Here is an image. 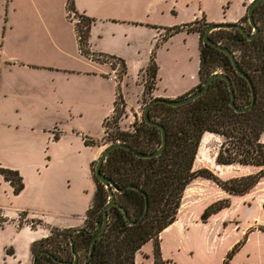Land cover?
Wrapping results in <instances>:
<instances>
[{"label":"trees","instance_id":"trees-1","mask_svg":"<svg viewBox=\"0 0 264 264\" xmlns=\"http://www.w3.org/2000/svg\"><path fill=\"white\" fill-rule=\"evenodd\" d=\"M66 8L67 12H74L72 0H66ZM78 17L75 33L79 50L86 56L89 54L87 39L92 20L83 15ZM246 20L245 13L240 22L246 24L244 26L250 33L252 27ZM253 21L259 29L253 39H247L235 28L218 29L209 34L213 42L233 52L240 69L248 75L251 84L236 72L225 52L211 44L203 43V32L208 26L203 17L200 21L188 25L164 28V34L155 42L140 80L143 86L141 100L148 97L143 102L145 106L151 100L161 98L153 96L158 71L155 61L156 48L181 30L197 32L199 83L185 95L201 88L202 83L211 74L221 72L231 81L237 107L250 104L253 90L254 103L251 109L236 112L230 106L231 93L226 79L222 77L215 78L202 95L183 105L170 106L156 101L149 109V117L165 128L166 145L158 156L139 158L131 150L153 152L161 144V132L157 126L144 122L142 116L140 121L131 124L129 130L120 129L118 120L124 112L125 104L119 91L117 92L113 114L103 123V138L106 137L112 144L123 143L130 149L119 147L112 150L103 161L100 171L119 187L133 185L137 188L129 187L123 192H115L117 205L108 208L107 226L95 240L87 264H134L136 254L148 241L153 243L152 264H170L169 260L161 256L158 236L176 220L183 191L193 180H209L225 194L238 197L246 195L264 180V143L261 142V136L264 134V1L255 7ZM199 23H202V28L196 26ZM118 105L121 106L120 110ZM110 118L113 119L114 131L107 132L106 123ZM205 133L214 134L222 140L215 155V165L252 166L257 171L221 180L206 168L194 170V159L201 137ZM85 142L91 143L88 140ZM95 165L96 161L90 164L95 190L91 204L85 212L83 226L77 229L50 228L47 236L32 242V264H71L74 252L77 254L75 264L85 263L91 240L103 222L102 210L109 197L104 185L94 175ZM0 175L11 185L14 194L23 189L22 178L16 170L0 167ZM146 202L147 212L136 223L144 211ZM229 204L227 198L216 200L204 209L200 220L206 222L229 207ZM22 214L26 213L18 214V226L23 224L20 219ZM1 215L0 209V217ZM7 221L6 218H0V226ZM24 223L35 226L32 220H26ZM222 264H228V258Z\"/></svg>","mask_w":264,"mask_h":264},{"label":"crops","instance_id":"crops-1","mask_svg":"<svg viewBox=\"0 0 264 264\" xmlns=\"http://www.w3.org/2000/svg\"><path fill=\"white\" fill-rule=\"evenodd\" d=\"M60 1L0 0V167L16 170L23 181V189L14 194L11 185L0 175V209L8 220L4 224L18 226V214L22 212L26 213L29 221H40L34 227L26 223L18 226L41 228V232L26 237L28 246L47 236L52 227L77 229L83 226L85 212L95 190L90 164L104 149L101 143L103 123L113 114L118 92L117 70L113 65L81 54L75 27L73 33V25H70L73 20L67 17L66 0H62V4ZM72 5L76 14L93 20L106 17L117 22L124 16L122 18L145 22L150 18L148 9L144 15L136 17L132 11L135 4L131 0H72ZM61 6H64V23L72 31L70 48L57 39L59 37L53 29L55 8ZM246 9L244 7L242 14L223 22H239ZM164 28H153L151 51L164 34ZM94 33L89 29V39ZM186 33L198 35L197 32ZM87 49L89 53L95 52L92 44L87 43ZM104 65L110 70H102ZM147 65L137 74L141 93L134 113L141 106V73ZM84 79L89 80L88 88L82 85ZM158 81L157 71L153 96L168 99L184 96L199 83L198 79L194 85L169 94H158ZM102 92L104 98H101ZM124 104L126 110L127 102ZM99 126L102 134L100 128L96 132ZM86 140L91 143H86ZM261 142L264 143V134ZM199 150L200 146L197 156L200 155ZM215 155L216 152L206 169L219 174L220 168L214 163ZM193 164L195 166V161ZM249 173V170L241 171V175ZM203 186V182L197 180L183 191L177 220L172 225L183 218L193 217L189 208L205 194ZM244 199L256 202L257 211H264V180L244 195ZM6 252L10 254L11 250ZM11 254L7 263L19 264L15 252Z\"/></svg>","mask_w":264,"mask_h":264},{"label":"rangeland","instance_id":"rangeland-1","mask_svg":"<svg viewBox=\"0 0 264 264\" xmlns=\"http://www.w3.org/2000/svg\"><path fill=\"white\" fill-rule=\"evenodd\" d=\"M131 1L135 4L132 11L136 17L138 15L141 17L146 9L149 10L148 21H133L130 18H122L124 16H121L123 21L117 22L106 17L91 19L89 29L95 33L91 39L89 37V40L87 39V43L93 45L95 52H92L93 54L90 52L86 57L108 65L114 62L113 68L118 72L117 91L127 102V111L124 107V112L118 120L122 130H129L134 121H140L145 106L143 102L148 99V97L142 99L138 112L134 113L133 110L137 109L141 93L137 74L149 62L152 35L155 33L153 28L188 25L200 21L202 16L210 23H221L225 19H233L242 14L244 7L247 8L251 0ZM61 2L62 0L60 4ZM63 9L64 6L55 8L56 20L53 29L59 37L57 39L65 42L70 48L72 31L70 32L71 28L64 23ZM125 12L129 13V10ZM78 15L75 11L67 12V17L73 20L70 24L73 25V33L76 25L74 19L79 20ZM196 26L202 28V23ZM155 61L159 67L158 94H169L177 89L194 85L198 81V35L186 31L175 33L166 43L156 48ZM102 70L109 71L110 67L104 65ZM88 82L89 80L84 79L82 84L85 85L84 88H88ZM103 96L102 92L101 98H104ZM118 108L120 110L121 106L118 105ZM106 126L107 132L114 131L112 118L107 121ZM99 128L102 134L101 126L96 128V132L98 133ZM221 142V138L214 134H203L199 144L200 155L196 154L194 159L196 168L193 164V169L208 168L212 161L211 157L217 152ZM101 143L104 148L112 145L106 137ZM219 168V174H214L221 180L244 176L241 175V171L244 170H249V174L257 171L252 166L231 165L219 166ZM197 180L203 182L205 194L197 204L190 206L192 218H183L176 225H172L177 220L176 215V220L159 234L158 243L162 258L169 260L170 264H222L226 258L228 264H264V211H257L256 202L246 200L244 196H229L215 183L201 178L193 181ZM187 192L189 193L190 189ZM225 198L229 200V207L210 217L206 222L200 220V215L208 205ZM206 204L208 205L204 208ZM0 218L5 217L1 215ZM20 219L23 223L28 220L25 214H22ZM32 221L35 226L39 225V220ZM24 228L11 223L0 226V264H9L7 260L13 252L19 264L31 263L30 246L26 244V237L41 232V228ZM152 248V241L146 242L135 256L134 264H152ZM7 249L11 250L10 254L6 252Z\"/></svg>","mask_w":264,"mask_h":264},{"label":"water","instance_id":"water-1","mask_svg":"<svg viewBox=\"0 0 264 264\" xmlns=\"http://www.w3.org/2000/svg\"><path fill=\"white\" fill-rule=\"evenodd\" d=\"M264 0H252V2L248 5L247 10H246V16L248 19V22L250 24V26L252 27L253 32H248L245 28L244 25H242L240 22H233V23H226V22H221V23H209L208 26L206 27L203 36H202V41L203 43H208L211 44L212 46L220 49L221 51L225 52L231 59L232 65L235 68L236 72L245 77L247 79V81L249 82V84H251L250 78L248 77V75L246 73H244L236 59L235 56L233 54V52H231L228 48L221 46L220 44L213 42L210 38H209V34L214 31V30H218V29H231V28H235L238 29L247 39H253L259 29L257 27V25L254 23L253 21V12L255 7ZM217 77H222L224 79H226L228 86H229V90L231 93V98H230V106L236 111V112H243L246 110H249L252 108L253 103H254V94H253V90H252V100L250 102L249 105L247 106H243V107H237L235 105L234 102V91L231 85V81L228 78V76H226L225 74L221 73V72H215L213 74H211L203 83L201 88L191 92L190 94H187L185 96L179 97V98H175V99H168V98H156L151 100L144 108L142 111V118L144 120V122H146L147 124L153 125V126H157L160 129L161 132V144L160 146L154 150L153 152H141V151H136V150H131L132 153L139 157V158H151V157H155L161 154V152L164 150L165 145H166V131L165 128L161 125H159L157 122L153 121L150 119L149 117V109L150 107L156 102V101H162L170 106H178V105H183L187 102H190L192 100H194L195 98L199 97L200 95H202L209 87V85L211 84V82L217 78ZM252 88V87H251ZM119 147H124V148H128L130 149V147L126 146L123 143H115L112 144L110 146H107L106 148L103 149V151L101 152V154L99 155L98 159L96 160V165L94 167V175L96 176V178L104 185V187L106 188L107 192H108V201L105 204V206L103 207L102 213L104 216L103 222L100 226L99 231L97 232V234L93 237V239L91 240V244H90V249H89V255L85 260L84 264H87V261L89 259V257L91 256L93 247H94V243L95 240L100 237V235L104 232L106 226H107V210L108 208H110L113 205H117V203L115 202V192H123L126 188L129 187H134L137 188L133 185H127L124 187H119L117 186L111 179L107 178L105 175H103L100 171L101 169V165L103 163V161L105 160V158L107 157V155L114 149L119 148ZM122 212L125 213V210L123 208H121ZM147 212V202L145 204V208L144 211L142 213V215L140 216V218L136 221V223H138L146 214ZM125 217L127 218V216L125 215ZM132 223V222H131ZM71 249H73L72 243H71ZM74 260L73 262H70L71 264H75L77 261V254L74 252Z\"/></svg>","mask_w":264,"mask_h":264},{"label":"flooded vegetation","instance_id":"flooded-vegetation-1","mask_svg":"<svg viewBox=\"0 0 264 264\" xmlns=\"http://www.w3.org/2000/svg\"><path fill=\"white\" fill-rule=\"evenodd\" d=\"M251 2H252V1H250V3H251ZM250 3H249V4H250ZM239 21H241V19H240ZM246 22H247L248 25H250L249 22H248V19L246 20ZM205 23H207V22H205ZM254 23H255V22H254ZM207 24H209V23H207ZM242 25H243V24H242ZM205 29H206V28H205ZM205 29H204V31H205ZM252 32H253V30H252ZM203 33H204V32H203ZM112 64L114 65V62H113ZM112 64H111V65H112ZM117 74H118V73H117Z\"/></svg>","mask_w":264,"mask_h":264},{"label":"built area","instance_id":"built-area-1","mask_svg":"<svg viewBox=\"0 0 264 264\" xmlns=\"http://www.w3.org/2000/svg\"><path fill=\"white\" fill-rule=\"evenodd\" d=\"M252 1V0H251ZM75 20V22H76V24L79 22V20L78 19H74Z\"/></svg>","mask_w":264,"mask_h":264}]
</instances>
